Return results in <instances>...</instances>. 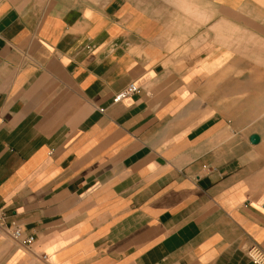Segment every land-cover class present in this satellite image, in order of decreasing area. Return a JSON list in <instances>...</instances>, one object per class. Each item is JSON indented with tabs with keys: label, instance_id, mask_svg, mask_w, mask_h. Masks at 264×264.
Here are the masks:
<instances>
[{
	"label": "crops",
	"instance_id": "1",
	"mask_svg": "<svg viewBox=\"0 0 264 264\" xmlns=\"http://www.w3.org/2000/svg\"><path fill=\"white\" fill-rule=\"evenodd\" d=\"M252 245L264 0H0V264H256Z\"/></svg>",
	"mask_w": 264,
	"mask_h": 264
},
{
	"label": "built area",
	"instance_id": "2",
	"mask_svg": "<svg viewBox=\"0 0 264 264\" xmlns=\"http://www.w3.org/2000/svg\"><path fill=\"white\" fill-rule=\"evenodd\" d=\"M139 89V86H137L135 83H131L121 91L117 92L114 97V101L120 102L123 99L133 95L134 93L139 92ZM13 236L16 240H18L25 246H30L34 241V237L32 235L24 236L20 229H16L13 232ZM247 253L256 264H264V250L260 246H250L249 248H247ZM44 257H46V255H44Z\"/></svg>",
	"mask_w": 264,
	"mask_h": 264
},
{
	"label": "water",
	"instance_id": "3",
	"mask_svg": "<svg viewBox=\"0 0 264 264\" xmlns=\"http://www.w3.org/2000/svg\"><path fill=\"white\" fill-rule=\"evenodd\" d=\"M258 139H259V137H258L257 135H253V136H252V140H253V141H258Z\"/></svg>",
	"mask_w": 264,
	"mask_h": 264
}]
</instances>
